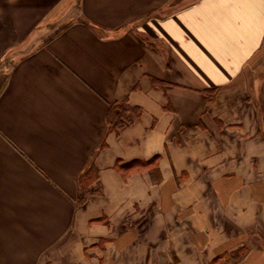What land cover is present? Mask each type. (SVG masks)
<instances>
[{
  "label": "crops",
  "instance_id": "1",
  "mask_svg": "<svg viewBox=\"0 0 264 264\" xmlns=\"http://www.w3.org/2000/svg\"><path fill=\"white\" fill-rule=\"evenodd\" d=\"M0 264H264V0H0Z\"/></svg>",
  "mask_w": 264,
  "mask_h": 264
},
{
  "label": "trees",
  "instance_id": "2",
  "mask_svg": "<svg viewBox=\"0 0 264 264\" xmlns=\"http://www.w3.org/2000/svg\"><path fill=\"white\" fill-rule=\"evenodd\" d=\"M215 89V88H214ZM212 89H206L209 95H211ZM133 112L136 115H139L140 110L134 106L129 105L125 100L124 101H115L111 103L107 111V122L110 129L117 131L118 128L122 127L125 122L129 119L128 112ZM97 181V171L94 165L83 172L79 177V186L78 191V200L79 202H84L87 198V195L91 192L89 186L93 182Z\"/></svg>",
  "mask_w": 264,
  "mask_h": 264
},
{
  "label": "rangeland",
  "instance_id": "3",
  "mask_svg": "<svg viewBox=\"0 0 264 264\" xmlns=\"http://www.w3.org/2000/svg\"><path fill=\"white\" fill-rule=\"evenodd\" d=\"M61 16H62V15H60L57 19L61 18ZM54 18H55V16H52V17L50 18V20L48 19V20H49L48 22H51V20H53ZM62 18H63V17H62ZM62 18H61L60 20H61L62 22L65 21V20H62ZM42 20H43V21L40 23V25H42L43 23H45V22H44L45 20H44V19H42ZM48 22H47V23H48ZM54 25H55V24H54ZM55 26H60V25L56 24ZM55 26H54L52 29H54Z\"/></svg>",
  "mask_w": 264,
  "mask_h": 264
},
{
  "label": "bare ground",
  "instance_id": "4",
  "mask_svg": "<svg viewBox=\"0 0 264 264\" xmlns=\"http://www.w3.org/2000/svg\"><path fill=\"white\" fill-rule=\"evenodd\" d=\"M229 180H230V179H229ZM258 258H260V256H256V257H255V259H258Z\"/></svg>",
  "mask_w": 264,
  "mask_h": 264
}]
</instances>
